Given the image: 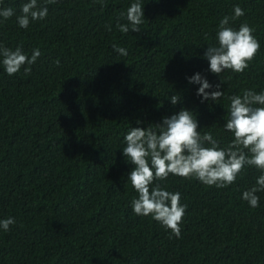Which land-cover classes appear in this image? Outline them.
I'll list each match as a JSON object with an SVG mask.
<instances>
[{
  "label": "trees",
  "instance_id": "1",
  "mask_svg": "<svg viewBox=\"0 0 264 264\" xmlns=\"http://www.w3.org/2000/svg\"><path fill=\"white\" fill-rule=\"evenodd\" d=\"M26 2L0 0L15 10L0 17V46L41 53L27 75L26 64L9 76L0 57V220L15 219L0 228V264H264V191L256 208L242 198L260 170L245 166L220 189L171 174L154 181L187 205L176 238L133 212L134 166L122 151L131 128L181 109L221 147L232 141L229 97L264 91V0H141L145 22L127 34L116 25L135 0H38L47 17L22 29ZM235 6L245 15L231 26L246 22L260 49L243 73L217 75L204 54ZM196 73L224 95L201 102Z\"/></svg>",
  "mask_w": 264,
  "mask_h": 264
},
{
  "label": "clouds",
  "instance_id": "2",
  "mask_svg": "<svg viewBox=\"0 0 264 264\" xmlns=\"http://www.w3.org/2000/svg\"><path fill=\"white\" fill-rule=\"evenodd\" d=\"M56 2L46 0L47 4ZM100 2L103 3V0ZM47 14L48 8L38 5V0H28L22 4L16 22L20 28L27 29L31 22L43 20ZM14 15L15 10L11 7L0 9V17L4 20ZM244 15V10L235 6L233 16L221 19L217 31L218 45L209 46L204 54L212 73L220 75L225 70L243 73L259 52L260 44L251 26L246 22L238 30L231 26L232 21ZM122 18H126L127 23H117L120 32L139 33L140 26L145 22L141 0L131 3L126 14L122 13ZM106 27L111 31V25ZM113 49L121 56L128 55L123 47L114 44ZM40 55L39 49H35L29 58L20 47L12 50L0 46L2 64L9 76L18 73L26 64L29 67H25L24 72L30 74V66ZM189 83L200 85L197 95L203 98L201 102L209 99L217 101L224 95L219 90L220 85L215 86L217 90H211L213 86L199 73L193 75ZM170 99L173 105L180 101L177 95H172ZM229 100L224 128L233 134V139L226 147H221L211 132L201 134L196 117L186 109L164 118L161 124L149 125L146 129L131 128L126 134V147L122 151L134 166L128 178L138 193V197L131 201L137 216H151L176 238H180V225L187 205L180 203L181 194L178 191H168L160 184L153 186L154 181H165L171 174L186 179L195 178L209 187L227 188L236 182L245 166H254L262 173L257 178L256 186L242 196L251 207L259 206L257 193L264 191V91L256 93L245 89L242 95L230 96ZM14 224L12 217L0 220V228L4 231Z\"/></svg>",
  "mask_w": 264,
  "mask_h": 264
}]
</instances>
